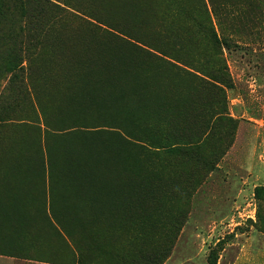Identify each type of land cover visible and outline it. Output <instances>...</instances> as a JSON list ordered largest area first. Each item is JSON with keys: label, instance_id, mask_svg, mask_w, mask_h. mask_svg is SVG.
<instances>
[{"label": "rangeland", "instance_id": "rangeland-1", "mask_svg": "<svg viewBox=\"0 0 264 264\" xmlns=\"http://www.w3.org/2000/svg\"><path fill=\"white\" fill-rule=\"evenodd\" d=\"M49 1L60 10L41 30L25 5L0 28V264H117L97 241L73 235V250L70 238L57 152L88 145L122 159L127 187L144 180L154 193L122 201L118 222L148 220L154 239L182 222L163 264L215 252L217 264H264V0H143L137 19L135 0ZM95 15L141 43L113 39ZM108 45L140 75L94 93L70 68Z\"/></svg>", "mask_w": 264, "mask_h": 264}, {"label": "trees", "instance_id": "trees-1", "mask_svg": "<svg viewBox=\"0 0 264 264\" xmlns=\"http://www.w3.org/2000/svg\"><path fill=\"white\" fill-rule=\"evenodd\" d=\"M142 4L143 0H135L136 8L133 9L134 12L132 11V18L137 19ZM23 5L27 8L28 11L25 12L31 16L34 30L36 31L41 30L45 25L43 23V14L46 15L51 10H60L59 7L52 4L49 0H0V28L7 22L10 16L8 14L10 9L12 7L22 9ZM90 18L111 31L110 36L112 35L111 37L118 42L123 43L120 39L122 37L128 41L141 43L135 37H130L129 35L131 34L127 31L118 30L121 27L111 25V22L110 24L103 23L105 24L103 25L102 22L105 21L102 20V16L95 15ZM112 33L120 37H113L115 35ZM40 34L33 33L32 38H36ZM111 46L108 45L101 49H97L99 48L97 47L86 54L76 56L75 60L81 57L77 62L74 61L70 68L77 80L82 81V78L89 79L90 88L94 93L98 92L95 85H103L105 88L112 86L124 89L125 80L140 75V67L137 64L134 63L133 65L130 62L133 66L132 68L127 67L129 63L126 67L120 64L117 59L122 60L123 54L113 50ZM150 48L155 50L153 47ZM158 54L166 56L162 50L158 51ZM146 81V79L142 78L139 90L141 87H145ZM88 104L92 108L98 107ZM105 108L110 107L105 106ZM60 150L57 152L59 172L64 176L65 186L68 187L66 189H70L74 200L70 214L73 224L71 227L72 235L70 236L71 242H73V250H78L79 243L73 236L76 235L77 238H82L83 240L97 241V244L101 245L100 248H104L102 253L107 254L110 249L114 258L117 259V264L125 263L119 262V260L127 261L125 264H163L171 253L182 222L174 225L172 237L165 239H154L146 234L151 228L148 226V220L135 221V219L133 225L131 224L133 221H130L129 225L131 227H129L127 219L132 216V213L121 223L118 222L120 219L118 213L121 214L120 209L122 206L120 205L122 201L126 203L128 201L135 208L154 196L153 192L147 190V182L144 180L139 182L134 189L127 187L125 185L127 183L125 177L127 171L118 170L124 167L122 159L120 160L117 156L114 158L108 156L107 153L101 152V148L98 146L88 145L80 147L81 157H75L74 152L68 153L67 150ZM68 165L70 168H68ZM263 193V187H256L254 190L255 199L260 201ZM258 219L264 230V218L261 219L259 215ZM121 225L129 231L128 235H125L119 229ZM66 233H68V230ZM105 242L106 245L104 247L103 244ZM217 260V253H211L207 264H217Z\"/></svg>", "mask_w": 264, "mask_h": 264}, {"label": "crops", "instance_id": "crops-1", "mask_svg": "<svg viewBox=\"0 0 264 264\" xmlns=\"http://www.w3.org/2000/svg\"><path fill=\"white\" fill-rule=\"evenodd\" d=\"M41 264V263H40ZM42 264H49V263H42Z\"/></svg>", "mask_w": 264, "mask_h": 264}]
</instances>
